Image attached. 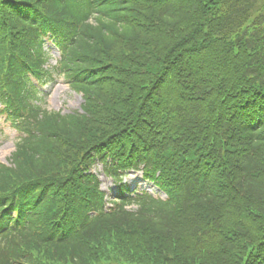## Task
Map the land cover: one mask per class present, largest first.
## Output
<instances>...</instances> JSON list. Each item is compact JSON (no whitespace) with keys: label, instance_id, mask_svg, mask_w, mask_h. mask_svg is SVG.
<instances>
[{"label":"trees","instance_id":"1","mask_svg":"<svg viewBox=\"0 0 264 264\" xmlns=\"http://www.w3.org/2000/svg\"><path fill=\"white\" fill-rule=\"evenodd\" d=\"M0 117V264H264V0H0Z\"/></svg>","mask_w":264,"mask_h":264},{"label":"rangeland","instance_id":"2","mask_svg":"<svg viewBox=\"0 0 264 264\" xmlns=\"http://www.w3.org/2000/svg\"><path fill=\"white\" fill-rule=\"evenodd\" d=\"M45 47L49 49L48 65H54L58 59V53L50 43H47ZM42 93V106L46 110L61 111V113L80 110V105L82 103L81 95L70 89L61 76H57L53 83L44 87ZM16 137L17 134L0 117V164L6 163V159L14 149ZM102 171V166L99 164L93 167V172L98 175L101 181V188L105 190L106 193H110L112 190H115V183L112 182L109 177L105 176ZM123 180L131 183L133 181H141L142 178L140 172H132L126 174ZM142 185L152 189L150 186L151 184Z\"/></svg>","mask_w":264,"mask_h":264}]
</instances>
